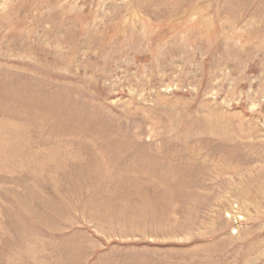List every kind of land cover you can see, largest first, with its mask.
<instances>
[{
    "label": "rangeland",
    "instance_id": "rangeland-1",
    "mask_svg": "<svg viewBox=\"0 0 264 264\" xmlns=\"http://www.w3.org/2000/svg\"><path fill=\"white\" fill-rule=\"evenodd\" d=\"M0 264H264V0H0Z\"/></svg>",
    "mask_w": 264,
    "mask_h": 264
}]
</instances>
